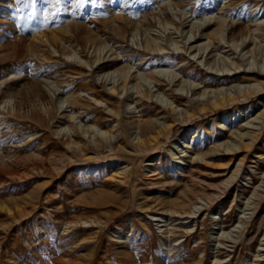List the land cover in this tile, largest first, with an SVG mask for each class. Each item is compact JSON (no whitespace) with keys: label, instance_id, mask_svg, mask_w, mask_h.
<instances>
[{"label":"rangeland","instance_id":"rangeland-1","mask_svg":"<svg viewBox=\"0 0 264 264\" xmlns=\"http://www.w3.org/2000/svg\"><path fill=\"white\" fill-rule=\"evenodd\" d=\"M214 15L245 44L178 53ZM260 22L264 0H0V264H264V89L238 86L264 82ZM125 66L241 92L207 113L176 98L182 117L169 86L122 91ZM138 120L157 121L146 145Z\"/></svg>","mask_w":264,"mask_h":264},{"label":"bare ground","instance_id":"bare-ground-1","mask_svg":"<svg viewBox=\"0 0 264 264\" xmlns=\"http://www.w3.org/2000/svg\"><path fill=\"white\" fill-rule=\"evenodd\" d=\"M189 18V17H188ZM253 21H255L253 19ZM181 22V21H180ZM184 22V21H183ZM225 22H226V18H222V17H219V16H211V17H207V18H198L196 21H192V26H196L197 30H198V33H194V35H191L187 38V40L181 44V43H177L175 42V48L178 49V53H181L180 51H190V54L192 53V51L194 52L195 51V47L196 45H194V43L200 41L199 39H203V38H206L207 41L205 43H210L216 38V39H219V41L222 43V41H224L226 39L227 36H229V34H232L231 36L235 35L232 37V40L235 41L236 43L239 42V44L237 45H241V44H245V41H246V36L244 38V36L242 37L241 41H238L237 37H236V34H239L242 32L243 28L241 24H237V23H231V31H228V28L225 27ZM257 23V22H256ZM182 25V24H181ZM212 26H215L214 29H212L211 31H208L210 27ZM264 26V22H260L258 27L256 29H254L253 31H259L261 29V27ZM192 28V27H191ZM176 29V28H175ZM229 29V30H230ZM196 30V29H195ZM250 31V30H249ZM180 32V31H179ZM247 31H245L246 33ZM251 32V31H250ZM248 33V32H247ZM242 36V35H241ZM250 36V35H249ZM194 37L195 40H191L192 38ZM256 38V37H255ZM250 39V38H249ZM254 39V38H253ZM257 40V39H256ZM157 42H159L158 40H156ZM228 41V40H227ZM248 41V40H247ZM250 41V40H249ZM252 41V40H251ZM255 42V40H253ZM259 41V40H258ZM188 42V43H187ZM193 43V44H192ZM209 44V45H210ZM225 44V42H224ZM259 44V43H258ZM161 45V44H160ZM159 45V46H160ZM202 44L200 45H197L198 46H201ZM213 45V44H212ZM264 45V44H263ZM158 46V45H157ZM171 47V45H169ZM187 47V48H186ZM214 47V46H213ZM229 47V46H228ZM262 47V46H261ZM209 46H206V49H208ZM230 48V47H229ZM242 48V47H241ZM161 52V54L164 52V53H169L170 52V48L165 47V46H160L158 48ZM170 49V50H168ZM194 49V50H193ZM197 49V48H196ZM213 49V48H212ZM154 50V49H153ZM199 50L201 51V47L199 48ZM209 50V49H208ZM226 50V49H225ZM224 50V51H225ZM254 50V49H253ZM252 50V51H253ZM263 50V49H262ZM261 50V51H262ZM167 51V52H166ZM213 51V50H212ZM237 52V51H236ZM259 52V51H258ZM184 53V52H183ZM200 53V52H199ZM187 54V53H186ZM255 54V53H254ZM184 56V54H181ZM194 56L196 55L193 54ZM215 55V54H214ZM212 55V56H214ZM222 55V54H221ZM178 56H180L178 54ZM263 56V55H262ZM177 57V56H176ZM191 57V56H190ZM246 57V56H245ZM187 58V56H186ZM189 58V57H188ZM194 58V57H193ZM205 58V57H204ZM191 59V58H190ZM244 59V58H243ZM250 59V58H249ZM199 60V59H198ZM219 59L217 58V61ZM188 61V60H187ZM228 61V60H227ZM190 62V61H189ZM192 62V61H191ZM211 61H209V64H210ZM213 62V61H212ZM229 62V61H228ZM218 63V62H217ZM232 63V62H231ZM242 63V61H241ZM141 64V63H140ZM230 64V62H229ZM206 65V64H205ZM231 65V64H230ZM240 65V64H239ZM211 66V65H210ZM213 66V64H212ZM211 66V67H212ZM243 66V65H242ZM210 67V68H211ZM229 67V66H228ZM232 67V66H231ZM260 67V66H259ZM245 68V67H244ZM252 67L249 66V71L245 72L244 70V73H251V69ZM222 69V68H220ZM228 71H231V68H227ZM241 66H237L235 67V72H228V74L226 73H223V76L225 77V79H229L231 78L230 76L231 75H237V73H240L241 72ZM243 69V68H242ZM246 69V68H245ZM248 69V68H247ZM253 70V69H252ZM256 70V69H254ZM258 70V69H257ZM220 71V70H219ZM225 72V70H223ZM264 64L259 68V71L257 73L261 74V75H264ZM177 71H175L174 69H168V68H160V69H153L151 72L149 73H146V74H143L140 72L139 68L136 67V70L133 71V67L132 66H128V67H124V68H120L118 70H114L113 71V74H120L121 76H123V81L121 82V87H122V91L123 90H126L128 89V85L129 83L131 82L132 80V77L133 75L135 74V76H137L139 79H142V78H147L149 80V84L152 83V87H156V86H169V90H170V94L172 95V98H169V97H166L165 100L163 99L161 103H163L167 109V112H170L172 114L174 113H178L179 115L181 114V116L185 113L186 114V111L184 112L183 109L180 108V105L177 103V99L181 98L183 99V97H188V103L189 104H197L196 106L198 107V112L199 113H207L209 111H212V110H218L219 108H222L226 105H229L230 103H232L233 101H235L236 99H239V92H236L234 94L232 93H229V92H224L223 88H218L217 87H213V85H209V84H206L204 83L203 84V80L202 81H196V80H192V78H187L185 77V75H183V79L180 80V79H177V77L180 75L179 73H176ZM164 74H167V78L168 79L167 81L163 78H161V75L163 76ZM213 75V74H212ZM245 75V74H244ZM166 75H164L165 77ZM182 77V76H181ZM180 77V78H181ZM261 77V76H260ZM259 77V78H260ZM240 77L237 76V79H239ZM263 78V76H262ZM135 79V78H134ZM143 80V79H142ZM206 80V79H205ZM244 80V79H243ZM146 81V80H144ZM142 81V83L144 82ZM247 82V81H246ZM252 82V81H250ZM255 82H258V80H255ZM153 83H154V86H153ZM243 83V82H242ZM245 83V82H244ZM141 81L139 80V82L135 85V88L138 90L139 93H142L141 92ZM145 83H143L144 85ZM148 84V85H149ZM211 84V83H210ZM232 84V83H231ZM256 84V83H255ZM147 85V84H146ZM258 87H255L253 86V84H249V85H241L240 83L238 84V86H240V88L244 89V93L245 94H248L249 92H252V91H256L257 90H262L264 89V82L259 81L258 84H256ZM119 84L117 85H114L110 88V95L109 96H115L116 94H120V90H119ZM151 86V85H150ZM211 86V87H210ZM227 86V85H225ZM160 88V87H159ZM211 88V89H209ZM230 88V87H229ZM178 89L179 91L181 90L182 92H178ZM186 89V93H187V96H184V90ZM231 89V88H230ZM240 89V90H241ZM145 90V89H144ZM151 90V88H150ZM149 92V91H148ZM152 92V90L150 91ZM210 92H212V94L210 95ZM257 92V91H256ZM122 93V92H121ZM125 94V93H123ZM190 94V95H189ZM208 95L207 98H205V95ZM146 95H149V94H146ZM196 95H199V98L195 99L193 98V96H196ZM242 95V94H241ZM243 96V95H242ZM245 97V95H244ZM177 98V99H176ZM193 98V99H192ZM162 99V98H161ZM160 99V100H161ZM244 99V98H243ZM96 100V99H95ZM196 100V101H195ZM98 101V100H97ZM72 105L74 106L75 104L72 102ZM259 114H264V111L262 112H259ZM187 115H191V111H187ZM259 116V115H258ZM183 117V116H182ZM157 122V121H156ZM156 122L154 121H145V122H142L141 120H138L137 121V124H138V128H139V131H140V134L141 136L139 137V141L138 143L140 145H146V137L147 135L150 133L152 135H154V132H153V129H155V125H156ZM165 123V122H163ZM162 125V124H161ZM171 126H172V123H166L164 125H162V130H170L171 129ZM91 127H94V129H98L100 134L101 135H104L105 137L107 136L108 138H113V134L111 131L109 130H104V129H100V128H97L96 125H92ZM90 127V128H91ZM155 127V128H154ZM99 134V135H100ZM149 134V135H150ZM156 136V135H154ZM153 136V137H154ZM102 138V136H100ZM104 139V138H103ZM102 139V140H103ZM109 140V139H108ZM112 140V139H111ZM103 141H107V138L106 140H103ZM110 141V140H109ZM111 142V141H110ZM102 143V142H101ZM106 143V142H105ZM74 144V143H73ZM79 145V144H78ZM251 145V144H249ZM82 146V145H81ZM246 146L248 147V144H246ZM81 148V147H80ZM231 150H234V149H231ZM177 154V153H176Z\"/></svg>","mask_w":264,"mask_h":264}]
</instances>
